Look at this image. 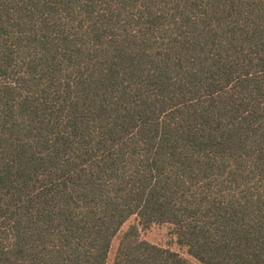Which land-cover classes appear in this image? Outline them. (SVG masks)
<instances>
[{
  "label": "trees",
  "instance_id": "trees-1",
  "mask_svg": "<svg viewBox=\"0 0 264 264\" xmlns=\"http://www.w3.org/2000/svg\"><path fill=\"white\" fill-rule=\"evenodd\" d=\"M132 217L113 264H264V0H0V264Z\"/></svg>",
  "mask_w": 264,
  "mask_h": 264
},
{
  "label": "rangeland",
  "instance_id": "rangeland-1",
  "mask_svg": "<svg viewBox=\"0 0 264 264\" xmlns=\"http://www.w3.org/2000/svg\"><path fill=\"white\" fill-rule=\"evenodd\" d=\"M134 224H138L136 217L130 218L123 225L118 235L114 238L107 264H113L123 234L129 229L130 226ZM139 230H140V238L142 240L148 241L165 249H170L172 251L178 252L185 258L195 262V260L188 255L187 249L180 246L177 243V238L174 234L173 228L170 225L153 224L148 227H140ZM196 264H200V263H196Z\"/></svg>",
  "mask_w": 264,
  "mask_h": 264
}]
</instances>
